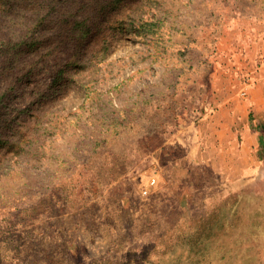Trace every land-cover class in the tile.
<instances>
[{
	"label": "rangeland",
	"instance_id": "rangeland-1",
	"mask_svg": "<svg viewBox=\"0 0 264 264\" xmlns=\"http://www.w3.org/2000/svg\"><path fill=\"white\" fill-rule=\"evenodd\" d=\"M0 4V264H264V163L191 153L264 71V0Z\"/></svg>",
	"mask_w": 264,
	"mask_h": 264
},
{
	"label": "crops",
	"instance_id": "crops-1",
	"mask_svg": "<svg viewBox=\"0 0 264 264\" xmlns=\"http://www.w3.org/2000/svg\"><path fill=\"white\" fill-rule=\"evenodd\" d=\"M248 83L225 82L195 125L201 135L191 148L194 166L221 180H240L264 163V134L257 132L264 120V71Z\"/></svg>",
	"mask_w": 264,
	"mask_h": 264
},
{
	"label": "trees",
	"instance_id": "trees-1",
	"mask_svg": "<svg viewBox=\"0 0 264 264\" xmlns=\"http://www.w3.org/2000/svg\"><path fill=\"white\" fill-rule=\"evenodd\" d=\"M41 1H45V0H41ZM49 4H52V5H56V4H58V3H56V2H48ZM3 12H5V13H9V12H11V8H4V6L3 5H1L0 4V13H3ZM2 27L0 26V29H1ZM5 43V40L3 39V40H0V48L3 46V44ZM60 71H61V69H60ZM10 88H11V86H10ZM257 132H258V135H259V137L260 138H263V134H264V120H262L260 123H259V128H257ZM263 135V136H262Z\"/></svg>",
	"mask_w": 264,
	"mask_h": 264
},
{
	"label": "built area",
	"instance_id": "built-area-1",
	"mask_svg": "<svg viewBox=\"0 0 264 264\" xmlns=\"http://www.w3.org/2000/svg\"><path fill=\"white\" fill-rule=\"evenodd\" d=\"M249 84H246V86H248ZM244 90L241 92L242 95H244ZM151 183H154V179H151Z\"/></svg>",
	"mask_w": 264,
	"mask_h": 264
}]
</instances>
